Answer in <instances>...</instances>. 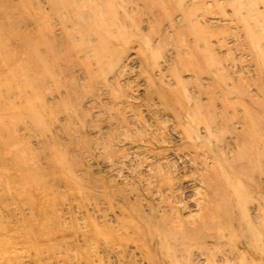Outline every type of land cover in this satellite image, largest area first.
I'll return each mask as SVG.
<instances>
[{"label": "rangeland", "instance_id": "obj_1", "mask_svg": "<svg viewBox=\"0 0 264 264\" xmlns=\"http://www.w3.org/2000/svg\"><path fill=\"white\" fill-rule=\"evenodd\" d=\"M0 264H264V0H0Z\"/></svg>", "mask_w": 264, "mask_h": 264}]
</instances>
